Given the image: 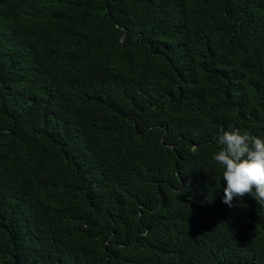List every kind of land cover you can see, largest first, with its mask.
Returning <instances> with one entry per match:
<instances>
[{
	"label": "trees",
	"instance_id": "obj_1",
	"mask_svg": "<svg viewBox=\"0 0 264 264\" xmlns=\"http://www.w3.org/2000/svg\"><path fill=\"white\" fill-rule=\"evenodd\" d=\"M229 128L264 139V0H0V264H264Z\"/></svg>",
	"mask_w": 264,
	"mask_h": 264
},
{
	"label": "clouds",
	"instance_id": "obj_2",
	"mask_svg": "<svg viewBox=\"0 0 264 264\" xmlns=\"http://www.w3.org/2000/svg\"><path fill=\"white\" fill-rule=\"evenodd\" d=\"M217 145L212 158L223 169V203L232 207L234 199L242 201L247 195L264 206V139L229 128L222 130Z\"/></svg>",
	"mask_w": 264,
	"mask_h": 264
}]
</instances>
